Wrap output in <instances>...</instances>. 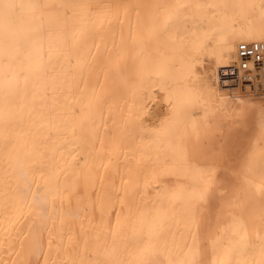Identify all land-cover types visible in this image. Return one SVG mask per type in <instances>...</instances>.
Returning <instances> with one entry per match:
<instances>
[{"label":"bare ground","instance_id":"6f19581e","mask_svg":"<svg viewBox=\"0 0 264 264\" xmlns=\"http://www.w3.org/2000/svg\"><path fill=\"white\" fill-rule=\"evenodd\" d=\"M0 264H264V0H0Z\"/></svg>","mask_w":264,"mask_h":264}]
</instances>
